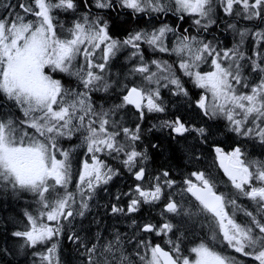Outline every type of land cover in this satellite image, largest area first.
<instances>
[{
	"label": "snow or ice",
	"instance_id": "snow-or-ice-1",
	"mask_svg": "<svg viewBox=\"0 0 264 264\" xmlns=\"http://www.w3.org/2000/svg\"><path fill=\"white\" fill-rule=\"evenodd\" d=\"M3 7L0 97L9 110L0 107V192L28 194L38 205L35 214L25 211L24 230L11 233L22 241L21 252L35 250L33 264H62L59 241L66 225L83 218L96 190L120 174L102 157L119 160L135 181L123 193L126 204H112L110 214L133 216L144 205L160 206V219L138 227L132 219L136 231L131 237L117 231L102 239L98 233L91 244L73 231L67 239L77 246L81 264H242L219 245L264 264V161L249 159L240 144L230 151L214 145V162L230 191L218 190L216 179L200 170L183 177L177 189L169 171L148 173L152 157L144 147L153 129L166 130L173 151H191L198 159L189 141L207 144L215 134L208 122L217 120L226 121L235 136L264 145V29L238 26L242 21L264 24V0H22L20 11L9 3ZM61 14L71 17L70 26L60 22ZM120 17L151 26L119 39L111 28ZM169 17L188 26L169 23ZM221 18H230L226 28L238 38L232 47L205 36ZM249 39L251 55L245 50ZM145 46L175 60H146ZM123 49H130L135 61L128 73L131 84L110 78V61ZM186 83L201 90L195 101ZM162 89L188 100L198 110L193 120L171 114ZM96 93L115 95L117 102L97 105ZM125 109L136 117L131 126L121 115ZM148 117L157 123L142 129ZM73 138L81 139L89 158L70 191L76 149L60 143ZM240 198L251 201L254 210L243 208ZM238 213L247 219L238 220ZM194 217L204 218L199 226L207 228V240L183 248ZM138 234L162 237L166 247L148 235L133 239Z\"/></svg>",
	"mask_w": 264,
	"mask_h": 264
},
{
	"label": "trees",
	"instance_id": "trees-1",
	"mask_svg": "<svg viewBox=\"0 0 264 264\" xmlns=\"http://www.w3.org/2000/svg\"><path fill=\"white\" fill-rule=\"evenodd\" d=\"M22 0H0V17L5 15L6 9L3 7L4 3H9L16 7V11H20L18 4ZM24 2H30V0H24ZM83 10V9H82ZM31 18V17H29ZM230 18H221L219 27L214 26L209 31V36L205 34L208 39L217 40H235L234 33L232 30L226 28V23ZM71 17L66 14H61L60 22L65 25V27L70 26ZM179 22L174 20L172 24H177ZM144 22H133L128 17H120L115 20L111 33L119 39H123L129 31L140 28H148L142 26ZM253 24L255 31L261 30L263 27L259 23L242 21L238 26ZM181 28L187 27V22L179 23ZM123 36V37H122ZM122 37V38H120ZM229 42V41H227ZM250 45L253 41L249 40ZM247 47V45H246ZM250 55L248 48L245 49ZM122 53V52H121ZM120 53V54H121ZM116 56L114 60L110 62V69L112 72L111 79L119 80L125 83L131 84L133 78L128 76L129 70L135 61L129 60V53H125L123 56ZM145 59H161L168 60L170 63L175 60V57H169L165 54L153 53L150 49L145 46L144 51ZM117 68H121L118 70ZM180 74V73H177ZM127 77V79H126ZM187 80V78H184ZM251 79L255 80V74H251ZM66 85L70 84L68 78H64ZM135 82L139 83V79L135 78ZM185 86L189 89L190 97L192 101L199 98L201 90L195 89L190 83H186ZM162 96L166 104L169 105L170 113L174 115H180L182 117H187L189 120H193L195 112L198 110L185 98L175 97L170 94L168 89H162ZM94 101L97 105H103L107 108L110 104L117 102L115 95L111 97H106L104 94L96 93L94 94ZM0 107H3L4 111H8V102L4 101L0 97ZM15 113H19L18 110L12 109ZM123 120L129 126L135 122L136 117L134 114L125 109L121 113ZM157 121L153 117H148L142 124V129L151 128L153 124ZM200 123V121H196ZM208 123H213L215 127L213 132L215 133L212 139L207 144H198L196 140L189 141L190 144L194 145V151L199 157L196 159L191 151H173V146L170 144V137H168L166 130L153 129L144 140V147L148 148L149 155L152 157L147 162L148 173L158 174L162 171H169L171 177L177 180V189L181 185L182 178L187 176L192 171H205L210 173L218 182V190L229 192L230 182L227 181V177L224 176L223 171L218 168V164L214 162V151L213 146L219 145L225 149V151H230L237 144L242 145L247 153L249 159L264 161V145L260 144L258 141L251 139H241L235 136V134L228 131L226 126L227 122L224 120L209 121ZM152 144H157L158 148L153 149ZM60 146L64 149H69L75 147L72 158V170H73V180L72 185H75L78 181V172L82 167V162L88 159L85 148L82 146L81 139L73 138L71 141H61ZM184 146L181 145V148ZM106 159L109 166L119 171V175L115 176L107 185H102L96 190L93 200L95 203L90 208V210L85 214L83 218L77 217L73 220L71 225H66L65 235L60 239V254L62 264H81L82 257L80 256L77 246L72 244L71 241L67 239V236L73 231L81 237L86 243L91 244L95 241L97 235L88 231L85 223L86 219H92L96 226L101 228L102 231L109 230L112 235L115 232L125 234L126 238L131 237L132 233L136 231V227L145 221H151L156 223L159 221L160 216V206H155L154 208L148 205H144L139 213L133 214V216H113L110 214V207L114 203H119L122 206L126 204L127 197L123 196V193L128 192L135 184L132 176L123 168L119 160H115L109 157H102ZM176 192V190H173ZM234 191V190H231ZM121 196V200L117 201L116 197ZM175 198L177 200L181 199V196L176 192ZM238 203L250 211L254 210V205L251 201L244 198H240ZM103 204V205H102ZM100 207V208H99ZM38 205L36 204L34 198L28 194H24L20 197L14 196L11 193L0 192V264H33L34 257L30 255L31 252L35 250L25 249L23 252L20 251V245L22 241L13 237L11 233L17 230H24L26 225V217L24 216L25 211L36 213ZM242 213L237 214V219L243 221ZM132 219H135L137 224L136 227L132 225ZM203 217H194L188 229L185 231V239L183 240L182 247L189 248L199 243L201 239L207 240L208 231L207 228H201L199 222L203 221ZM245 220V219H244ZM100 229V230H101ZM109 236V237H112ZM141 235H148L153 243H163L164 238L154 237L150 234H138L133 239L141 238ZM175 238V237H174ZM158 239L160 241H158ZM131 249L132 245H126ZM227 247V246H226ZM228 249V248H227ZM45 248L40 247V251L43 252ZM229 250V249H228ZM187 253V252H186ZM233 255L232 253H230ZM234 256V255H233ZM240 257V262L242 264H254L253 261L249 262L245 260L242 256Z\"/></svg>",
	"mask_w": 264,
	"mask_h": 264
},
{
	"label": "rangeland",
	"instance_id": "rangeland-1",
	"mask_svg": "<svg viewBox=\"0 0 264 264\" xmlns=\"http://www.w3.org/2000/svg\"><path fill=\"white\" fill-rule=\"evenodd\" d=\"M17 9H19V7L17 8ZM253 22V21H252ZM251 23V22H250ZM255 23H259V21H255ZM241 28H249V29H251V30H253V31H255V27H254V25L253 24H249V25H242L241 26ZM262 29H264V27L262 28ZM258 31V30H257ZM195 34V33H194ZM208 39V38H207ZM236 39H238V38H236L235 37V40H233V39H229V40H225V39H223V40H217V41H220L221 42V47H232L233 46V44L236 42ZM249 40H251V39H249ZM249 40L247 41V43L245 44V49L246 48H248V50H249V53H250V55L252 54V52L254 51V47H253V43H252V45H250V43H249ZM227 41H229V42H227ZM246 45H247V47H246ZM131 50H129V49H123L120 53V55L121 56H123L125 53H129ZM208 68V66L207 65H205V66H203L202 67V71H204V70H206ZM118 70H120L121 68H117ZM110 73H111V75H112V72H111V69H110ZM17 116H19L20 114L19 113H15ZM103 159V158H102ZM108 163V162H107ZM75 185H76V183H75ZM75 185H70V188H69V190L70 191H75ZM77 218V217H76ZM75 218V219H76ZM244 219H247L246 217H243V220ZM66 228V227H65ZM219 246H222V248L223 247H225L226 245H219Z\"/></svg>",
	"mask_w": 264,
	"mask_h": 264
},
{
	"label": "bare ground",
	"instance_id": "bare-ground-1",
	"mask_svg": "<svg viewBox=\"0 0 264 264\" xmlns=\"http://www.w3.org/2000/svg\"><path fill=\"white\" fill-rule=\"evenodd\" d=\"M129 60H130V58H129ZM130 61H134V60H130ZM94 203H95V201L93 199L91 201H89L90 208L93 206ZM84 224L86 225L89 232H91L95 235H97L99 233L102 239H104V238L110 239L111 238L109 236L112 235V232L107 230V228L104 231H102L101 228H100L101 229L100 230L99 227L95 225V223L92 219H86Z\"/></svg>",
	"mask_w": 264,
	"mask_h": 264
},
{
	"label": "flooded vegetation",
	"instance_id": "flooded-vegetation-1",
	"mask_svg": "<svg viewBox=\"0 0 264 264\" xmlns=\"http://www.w3.org/2000/svg\"><path fill=\"white\" fill-rule=\"evenodd\" d=\"M174 20H175V17H169L168 18V22L169 23H173L174 22ZM260 25L262 26V27H264V24H262L261 22H260ZM142 26H145V27H150L151 25L150 24H146V23H144V24H142ZM208 36H209V33H206ZM113 35V34H112ZM114 37H116V38H119V37H117V36H115V35H113ZM123 37V36H122ZM122 37H120V38H122ZM125 38V37H124Z\"/></svg>",
	"mask_w": 264,
	"mask_h": 264
}]
</instances>
